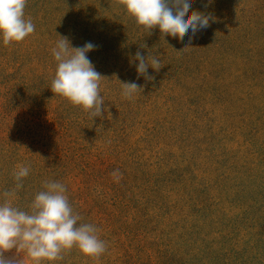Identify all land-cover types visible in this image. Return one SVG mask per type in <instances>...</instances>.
<instances>
[{
    "label": "trees",
    "instance_id": "obj_1",
    "mask_svg": "<svg viewBox=\"0 0 264 264\" xmlns=\"http://www.w3.org/2000/svg\"><path fill=\"white\" fill-rule=\"evenodd\" d=\"M28 1L43 16L35 19V32L29 35L28 40L36 38L35 43L21 46L19 61L11 63V68L18 66L20 83L8 82L11 74L0 75L4 79L0 81L4 83L0 91V192L14 187V168L30 164V174L24 178L14 206L28 210L42 181L59 180L67 186L82 222L99 227L100 238L108 244L98 262L73 248L63 261L54 264H264V0H256L258 6L247 22L239 17L231 20L217 43L206 39L203 30L197 31L191 43V32L183 40L160 39L158 28L149 35L114 0ZM196 4L193 0L192 6ZM196 6L199 12L217 15L201 3ZM250 10L249 6L246 11ZM191 11L196 10L191 7ZM58 35L68 38L72 47L87 42L97 45L87 55L105 77L100 83L105 109L101 117L90 119L51 91L57 67L51 50ZM177 40L179 47L169 61L165 51ZM222 45L229 47L227 51ZM209 48L213 50L208 54ZM241 49L248 50L247 74L238 72L244 62L236 57L245 58ZM137 51L162 61L159 72L151 67L147 70L154 79L137 77L138 61H133ZM120 82H135L142 91L133 100L123 99ZM194 87L199 91L194 93ZM183 89L189 90L194 100L186 99L185 104L191 107L183 121L170 122L179 125L176 131L186 133L192 129L190 123L198 121V111L206 103L205 91L213 92L215 106L229 109L232 118L239 117L242 124L238 129L253 131L248 147L250 164L233 176L224 171L235 172L233 165L224 167L228 175L221 176L223 184L210 201L221 207L219 210L203 205L204 192L198 191L192 173L181 168L190 169V160L182 166L180 162L164 164L160 158L155 170L139 154L143 147L133 155L127 153L130 146L126 140L137 131L135 116L141 104L156 105L163 99L164 104L156 108L157 114L163 115L167 101L174 103L177 95L184 97ZM174 116L177 119V114ZM45 139L47 148L42 150ZM159 139H164L162 133ZM115 142L122 146L117 153L112 152ZM211 144V158L220 165L225 154L221 156L219 149L224 142ZM115 169L122 173L118 183L110 175ZM166 175L174 176L171 184H180L172 191L176 199L173 209L167 200L170 186L166 179H158ZM240 176L243 180L235 185V197L229 206H223L229 192L225 185ZM182 207L186 211L183 216ZM169 235L172 245H168Z\"/></svg>",
    "mask_w": 264,
    "mask_h": 264
},
{
    "label": "clouds",
    "instance_id": "obj_2",
    "mask_svg": "<svg viewBox=\"0 0 264 264\" xmlns=\"http://www.w3.org/2000/svg\"><path fill=\"white\" fill-rule=\"evenodd\" d=\"M28 0H0V40L7 47L22 42L35 32L31 17L25 18ZM193 0H114L122 7L135 25L147 34L156 28L160 39L171 36L183 40L191 32L189 43L197 31L210 26L215 17L211 13L191 11ZM59 36V35H58ZM59 40L51 53L57 62L51 91L72 106L79 107L93 120L101 117L105 109L100 83L103 77L95 70L88 53L97 45L92 42L82 47H72L66 37ZM142 48L145 45L141 46ZM190 48V47H186ZM137 77L154 79L148 75V68L156 72L162 68V61L154 56L135 53ZM133 61H130L132 63ZM121 97L133 100L142 87L135 82H120ZM31 165H19L13 169L15 185L0 192V264H24L23 257L4 261L6 253L16 249L25 251L32 264H54L63 261L65 253L73 248L93 261H99L108 250V244L100 238V228L93 223L82 222L83 217L74 210L67 193V186L59 180L45 179L41 190L35 193L28 210L14 206L18 191L23 188ZM115 182L122 179V173L115 169L110 173Z\"/></svg>",
    "mask_w": 264,
    "mask_h": 264
},
{
    "label": "rangeland",
    "instance_id": "obj_3",
    "mask_svg": "<svg viewBox=\"0 0 264 264\" xmlns=\"http://www.w3.org/2000/svg\"><path fill=\"white\" fill-rule=\"evenodd\" d=\"M258 1V0H257ZM256 0H197V4L201 3L202 6L210 8V11H214L217 13L215 16V20L210 22V26L206 29H201L206 34V39L213 43H217V41H222L223 37V29L228 26V23L236 17H239V21L247 22L250 17L251 12L254 11L255 7L258 6V2ZM247 3V4H245ZM28 1L25 8V18L31 17L32 21L35 22V19H39L43 15L40 13L39 8L34 7ZM192 6V9L195 8L196 11L198 6ZM251 7L250 11H246L248 7ZM205 13V10L204 12ZM36 24V22L34 23ZM155 31V30H154ZM157 34V33H156ZM155 34V36H156ZM254 36V35H253ZM29 36L26 37L22 42L13 43L7 47L3 46L2 40H0V75L4 76L7 74H11L10 79H7L8 82H16L20 83V71H17V67L11 68V63H16L19 61L17 59V54L19 53V49L24 47L27 43H35L36 38H32L30 40ZM225 42V41H224ZM179 41H174L173 45H169L168 50L165 51L164 57L171 61L172 54H175V51L179 47ZM243 47V46H242ZM223 50L229 48L226 45H222L220 47ZM212 48L208 49V54L212 51ZM244 52V57L246 58L247 49H241ZM212 54V53H211ZM236 58L241 59L244 62L239 69V73L247 74L248 73V64L249 58H245L242 56H237ZM10 64V66H8ZM0 81H4V79L0 76ZM197 87H194L196 90ZM4 89V83H0V91ZM3 91V90H2ZM197 89L195 92H198ZM189 90L183 89L182 95L184 97H178L177 100L173 102H168L166 105V112L162 115L157 114L156 108H158L164 104L165 100L157 99L159 102L155 105V103H147L141 104L138 115L135 116V121H138L136 125L137 131L135 134L130 136L129 140H126V145H129L127 153L131 155L134 154L135 149L143 147L145 150L143 153H139L146 159L152 168L156 170V167L160 165V158L163 159L164 164L169 163L173 164V162H180L182 166H184L190 160V169L185 167H181L183 170L188 173H192L194 179V183L198 188V191L204 192L202 194V203L206 207H211L212 209L219 210L217 205L210 202L211 199L217 196V189L222 186L221 176H226L229 173L230 175H236L238 169L240 173L250 164V151L248 147L252 144V134L253 131L251 129H238L237 126H241V121L239 117L232 118L230 117V110L221 107L215 106L216 102L213 96L212 91L203 92L204 100L206 101L205 105L198 111V121L195 120L191 125L190 131H185L186 133L176 131L175 129L179 128L177 124H170V122H181L183 121L182 117L188 114L187 107L189 104H185L186 99L189 97V101L194 100L192 97L188 95ZM191 98V99H190ZM1 99V98H0ZM138 101V100H137ZM139 103H142L138 101ZM226 102L222 100L221 103ZM194 103V101L192 102ZM138 106V105H136ZM135 106V107H136ZM144 106V107H143ZM191 107V106H190ZM240 112V110H237ZM177 114V119H175ZM237 114H241L237 113ZM131 128V127H130ZM129 128V129H130ZM161 133L164 136V139H159ZM127 138V137H126ZM47 139L42 140V150H45L47 147L46 142ZM218 143L219 141L224 142L223 148L219 149V154L222 156L223 152L225 156L222 159V164L218 165L214 163L211 158V154H213V145L211 143ZM114 148L112 150L113 153H117L118 150L121 149V143L115 142L113 143ZM193 147V153L190 152V148ZM194 147H197L199 150H195ZM125 156V153H122ZM221 161L222 157H218ZM217 159V157H216ZM233 165V170H224L225 166ZM166 170V168H165ZM226 172H224V171ZM167 176V175H166ZM174 176L161 177L158 179H166V185L170 186V195L168 193V205L170 209H173L175 205V196L172 194V191L175 188H178L180 184H171V178ZM239 180H243L242 176L239 178H232L228 185H225V188L229 189L227 194V203L225 205H230L232 199L235 197L234 192L238 190L235 187ZM173 187V188H172ZM180 214L183 216L186 214V211L183 207L179 210ZM204 215L209 213L203 212ZM174 219H180L179 217H174ZM151 227H153L152 221L150 222ZM172 238L169 235L168 245H172ZM173 249V246H172ZM119 250V249H116ZM158 251V248L157 250ZM119 252H121L119 250ZM24 260V264H32V261L28 259V257L21 250L17 253L16 249H12L10 252L6 253L4 256V261L11 260L13 258L20 260Z\"/></svg>",
    "mask_w": 264,
    "mask_h": 264
}]
</instances>
